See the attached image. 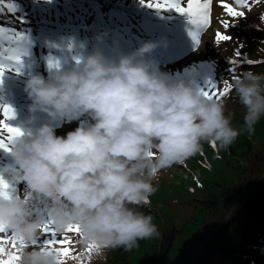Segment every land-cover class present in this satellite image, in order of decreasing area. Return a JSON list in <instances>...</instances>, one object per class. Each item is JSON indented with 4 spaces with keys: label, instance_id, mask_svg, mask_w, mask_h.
I'll list each match as a JSON object with an SVG mask.
<instances>
[{
    "label": "clouds",
    "instance_id": "clouds-1",
    "mask_svg": "<svg viewBox=\"0 0 264 264\" xmlns=\"http://www.w3.org/2000/svg\"><path fill=\"white\" fill-rule=\"evenodd\" d=\"M155 46L145 42L116 56L95 48L69 67L25 80L30 112L80 124L60 136L53 123H41L11 144L13 179L25 191L0 198V224L24 243L17 264H69L55 246H33L45 223L59 237L79 227L80 252L70 264H93L110 250L159 236L154 217L141 210L157 191L159 173L205 143L228 149L264 118V72L244 70L231 81L244 108L236 128L223 100L206 98L199 86L146 58Z\"/></svg>",
    "mask_w": 264,
    "mask_h": 264
},
{
    "label": "trees",
    "instance_id": "trees-1",
    "mask_svg": "<svg viewBox=\"0 0 264 264\" xmlns=\"http://www.w3.org/2000/svg\"><path fill=\"white\" fill-rule=\"evenodd\" d=\"M5 2L34 6L31 0H0V18L8 16ZM261 17L264 0L233 29L226 52L235 65L222 58L209 63L222 76L221 89L244 70L264 72ZM221 100L232 125L242 127L244 108L234 92L230 89ZM156 186L151 203L141 210L154 217L159 236L131 250H110L93 264H264V118L228 149L205 143L196 155L162 170ZM71 250L72 255L80 252L78 245Z\"/></svg>",
    "mask_w": 264,
    "mask_h": 264
},
{
    "label": "snow or ice",
    "instance_id": "snow-or-ice-1",
    "mask_svg": "<svg viewBox=\"0 0 264 264\" xmlns=\"http://www.w3.org/2000/svg\"><path fill=\"white\" fill-rule=\"evenodd\" d=\"M238 2L244 6H247V0H238ZM141 3L148 8L156 9L159 11H174L178 14L184 15L188 18L189 23L193 26L189 35L192 37L195 43L200 42V32L210 24V0H186V6L182 4L181 0H141ZM226 12L231 17H241L244 15L243 11H237L234 7L224 4ZM8 10L11 12L14 10L13 4L7 5ZM264 19V17H261ZM21 23L23 20L19 17ZM221 23L225 28L228 27L229 22L222 20ZM230 36L220 31L215 33V40L228 41ZM28 37L19 30L6 31L3 27H0V77H2L6 71L19 72L22 67V57L26 55L28 50ZM236 56H240L239 51H236ZM247 63L251 64L253 61L248 60ZM232 65H235L237 61H230ZM55 66L50 63V67ZM230 71H235L232 68ZM235 78V77H233ZM231 89V83L225 81L223 88H218L216 83H209L206 89H201L202 94L209 99L221 100L225 97ZM14 110L10 105H0V149L5 152L11 151L9 145L13 140L24 135L23 131L19 127H14L8 123L9 120L14 118ZM9 184L0 177V198L10 199ZM44 234H47L42 242L33 241V246L37 243H42L46 247L55 246L62 259L71 257V259H77V255H72V250L67 246L70 241L65 236L64 238L57 239L56 233L45 223L42 228ZM67 232L79 233L78 226H70ZM9 246V247H6ZM58 245V246H57ZM24 247L22 240H19L15 235H10L7 228L0 224V264H17L19 260V251ZM91 245L86 251H91Z\"/></svg>",
    "mask_w": 264,
    "mask_h": 264
},
{
    "label": "rangeland",
    "instance_id": "rangeland-1",
    "mask_svg": "<svg viewBox=\"0 0 264 264\" xmlns=\"http://www.w3.org/2000/svg\"><path fill=\"white\" fill-rule=\"evenodd\" d=\"M214 4V12H213V23L209 31L206 33L202 40V44L196 49L195 52L179 58L175 60L174 62L168 64V66L164 65V68L162 69V72L166 74H175L180 73L182 69H190L194 65H199V62L205 59L206 57H209L212 54L219 55L223 51L217 49L216 40L214 39L215 33L217 31L223 32L224 26L221 23L222 20L230 21L232 19L231 16H229L226 12V9L224 8V4L230 5L234 8H241V5L238 4V0H212ZM247 11L249 10V7L246 8ZM34 47L31 40L28 43V49ZM192 77V76H189ZM6 95L5 92H2L0 90V97H3ZM19 98H23L24 100L29 99L26 92H23V95H19ZM76 124L73 122H70L67 125H64L60 129L56 130V134L60 136H64L68 131L74 130Z\"/></svg>",
    "mask_w": 264,
    "mask_h": 264
}]
</instances>
